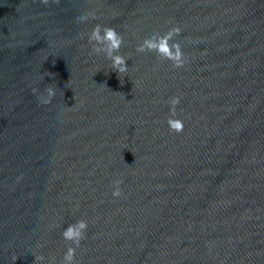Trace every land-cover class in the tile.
I'll list each match as a JSON object with an SVG mask.
<instances>
[{"label":"water","instance_id":"1","mask_svg":"<svg viewBox=\"0 0 264 264\" xmlns=\"http://www.w3.org/2000/svg\"><path fill=\"white\" fill-rule=\"evenodd\" d=\"M78 220L75 264H264V0H0V264Z\"/></svg>","mask_w":264,"mask_h":264},{"label":"clouds","instance_id":"2","mask_svg":"<svg viewBox=\"0 0 264 264\" xmlns=\"http://www.w3.org/2000/svg\"><path fill=\"white\" fill-rule=\"evenodd\" d=\"M41 2L45 5L49 3V0H41ZM55 3H59V0H53ZM97 16V13L95 10L88 11L85 15H81L77 17V22H85L89 19H95ZM181 31L180 27L176 26L172 29L171 32H169L168 37L170 38L172 32H175L176 34H179ZM89 40H96L97 42H106L108 45V52L110 58L113 60V68L118 74H123L127 72V64L126 61L122 56H113L112 53L119 50L120 45L123 42V37L121 34H119L115 28L110 26H102L100 24H96L93 26L91 30V34L89 36ZM145 46L151 50L155 49L159 51L161 54L165 55L169 59H173L175 62L174 67L176 68H182L184 67L185 63L183 60H181V53L179 52L177 48V52L173 54L168 47L166 43V38H161L159 44L153 43L150 40L145 41ZM145 46L139 47L138 51H144ZM94 51H98L97 49H94ZM36 90L33 89V92ZM48 95L51 97L55 93L54 91L49 88ZM40 102L42 104H49L50 100H41ZM172 107L170 108V112L175 113L176 106L180 103V97L174 96L172 99ZM167 124L169 126V129L171 132H174L176 134L182 133L184 131V122L179 119L175 118L173 116H170L167 120ZM121 183V182H117ZM122 195L121 189L118 187L115 191L112 192V196L114 198H118ZM88 228V222L85 220H78L74 225H68L66 229L62 232V237L64 240H70L73 241L75 244V248L69 247L67 249L66 254L64 255V262L65 264H75V253L76 249L79 248L80 242L85 238V233ZM15 259V258H14ZM43 259L42 256H36L35 262H41Z\"/></svg>","mask_w":264,"mask_h":264}]
</instances>
